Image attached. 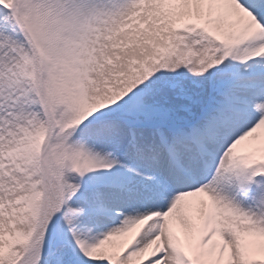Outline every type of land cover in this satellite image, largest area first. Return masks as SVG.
Instances as JSON below:
<instances>
[{"label": "snow or ice", "instance_id": "obj_1", "mask_svg": "<svg viewBox=\"0 0 264 264\" xmlns=\"http://www.w3.org/2000/svg\"><path fill=\"white\" fill-rule=\"evenodd\" d=\"M0 264H264V0H0Z\"/></svg>", "mask_w": 264, "mask_h": 264}]
</instances>
